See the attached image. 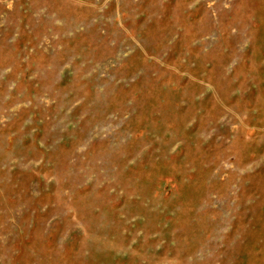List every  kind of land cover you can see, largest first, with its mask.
<instances>
[{
	"label": "rangeland",
	"instance_id": "374dc122",
	"mask_svg": "<svg viewBox=\"0 0 264 264\" xmlns=\"http://www.w3.org/2000/svg\"><path fill=\"white\" fill-rule=\"evenodd\" d=\"M0 264H264V0H0Z\"/></svg>",
	"mask_w": 264,
	"mask_h": 264
}]
</instances>
